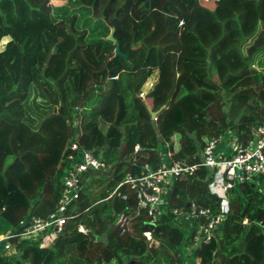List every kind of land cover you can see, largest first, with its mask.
<instances>
[{
	"label": "trees",
	"instance_id": "16d2710c",
	"mask_svg": "<svg viewBox=\"0 0 264 264\" xmlns=\"http://www.w3.org/2000/svg\"><path fill=\"white\" fill-rule=\"evenodd\" d=\"M51 1L0 0V217L21 232L22 221L53 213L76 144L108 169L82 176L84 190L49 245L14 239L17 253H0V264H184L179 247L193 246L195 230L183 232L172 209L220 210L207 169L174 183L157 226L138 216L128 187L112 195L145 164L160 168L166 152L196 164L206 140L230 129L245 144L253 139L264 121V0H77L82 25L102 20L109 35L113 23L129 59L115 55L104 26L88 37L77 14L64 7L59 16ZM34 88L58 108L37 129L27 110ZM229 201L230 214L194 264H264V192L247 183Z\"/></svg>",
	"mask_w": 264,
	"mask_h": 264
},
{
	"label": "built area",
	"instance_id": "2783aa9c",
	"mask_svg": "<svg viewBox=\"0 0 264 264\" xmlns=\"http://www.w3.org/2000/svg\"><path fill=\"white\" fill-rule=\"evenodd\" d=\"M233 134L234 132L229 136L226 133L208 140L209 144L204 148L200 161L196 164L171 161L166 152L160 168L153 170L149 164H145L140 176L128 175L112 196L122 187H128L137 202L138 216L146 215L150 224L157 226L162 215L168 213L167 197L172 185L182 179L193 178L202 169H207L213 179L208 185L209 192L222 201L218 214H213L214 210L211 208L193 203L186 208H173L172 215L176 220L180 219L181 224L176 225L181 230H192L194 227V240L198 247L202 245L198 243L200 240L210 242L215 237V231L231 212L229 192L233 188L249 183L264 192V187H261V184H264V121L256 127L254 137L248 144L234 137ZM77 146L78 144L74 146V151L80 153L68 158L63 180L64 191L56 210L45 218L22 221L19 227L23 229L21 232L16 229L4 235L0 239L4 254L17 253L14 239H18L21 243L38 241L39 238L52 232L61 234L69 221L67 216L69 208L80 198L84 190L81 185L82 176L90 170L108 169V164L99 160L92 152L77 149ZM140 149V146H137L136 152ZM122 199L128 201L129 196L123 195ZM119 221L124 224L127 218L123 216ZM244 223L247 225L248 221ZM79 231L87 232L82 225L79 226ZM145 235L152 239L151 233Z\"/></svg>",
	"mask_w": 264,
	"mask_h": 264
},
{
	"label": "rangeland",
	"instance_id": "374dc122",
	"mask_svg": "<svg viewBox=\"0 0 264 264\" xmlns=\"http://www.w3.org/2000/svg\"><path fill=\"white\" fill-rule=\"evenodd\" d=\"M54 1V2H53ZM61 1L62 4L58 5V7H56L57 9H59V16L61 15V9H64V7H66V9L70 10L68 11L70 14H73L72 16H74L75 14H77V17H78V22H77V28L79 31H86L87 32V35L88 37L90 36H98L100 35V32H101V29H104L103 27H99V26H104L105 27V36H103L104 40H108V37L110 36V33L108 35V28L104 25L103 21H95L92 17L89 19V22H85L84 25H82V18L84 17V14L82 12L79 11L78 8L79 5H78V2L77 0H52L51 1V5L53 6V8L55 6H57L58 2ZM210 7H212L211 5H208ZM77 9V10H74V9ZM89 15V14H87ZM59 16H57L55 14V20L56 18H58ZM97 26V27H96ZM94 27H96V29H94ZM102 38V37H101ZM4 43L1 45L3 46ZM157 73L149 80V82L145 85L144 89H143V94L146 95L150 89L153 88L156 80H157ZM214 79L215 80H218L217 76L214 75ZM66 89V88H65ZM40 91H36V89L34 88L32 90V94H31V97H30V100H29V103L27 104V110H28V114H29V117L31 118V120H34V123H32V125H34V128L37 129L39 127V124L41 122V119L46 117L48 114L52 113V112H55L58 110L57 107H54L51 102L49 101V99H47V97H44L43 94L39 93ZM71 95V94H70ZM68 97V95H67ZM144 97V96H142ZM55 98V96L53 97V99ZM224 101V100H223ZM221 102V104H223L224 102ZM229 107H230V104L228 103L226 105V107L223 109L224 111L226 112H229ZM238 119H236L234 122L235 123H238ZM232 132H234L233 129H230L229 131H227L228 135L230 136L232 134ZM209 144V141L206 140V144H205V147L206 145ZM183 180V179H182ZM262 185V184H261ZM173 186V185H172ZM167 199L169 200V197H167ZM219 212V211H218ZM218 212H215L213 211V214H218ZM160 221V220H159ZM177 225L181 224V221L180 219L176 220V223ZM10 231H12L11 229L9 230L8 227L6 226V224L3 222V220L1 219L0 217V234H9ZM183 232L186 233V231L182 230ZM53 233V236L54 235H57L55 232H52ZM52 235V234H51ZM50 235V236H51ZM50 239H48V242L47 244H49L51 241H52V237ZM147 238V241L149 242V245L150 247L153 245L154 247L157 245V243L155 242V240L153 239H150L148 237ZM212 241V240H211ZM210 242H206L204 240H200L198 243L199 245L201 244H210ZM185 243V242H184ZM195 240H194V244L193 246H185V244H183L182 246H180V252L182 254V256L184 255V259H186V264H194L195 260H194V253L196 251V249L198 248V245L195 244ZM11 255V254H9Z\"/></svg>",
	"mask_w": 264,
	"mask_h": 264
},
{
	"label": "water",
	"instance_id": "95a60500",
	"mask_svg": "<svg viewBox=\"0 0 264 264\" xmlns=\"http://www.w3.org/2000/svg\"><path fill=\"white\" fill-rule=\"evenodd\" d=\"M108 26L111 28V33H110V36L108 37V40L115 46V55L116 56H122L126 59H129V51H128V46H126V51L125 52H122L121 50V45L120 43L118 42V40L115 38V27H114V24L113 23H110L108 22L107 23ZM151 115H152V118L153 119H156L157 118V115L158 113H155L151 110H149ZM75 142L73 141L72 144H74ZM67 154H69V150L67 151Z\"/></svg>",
	"mask_w": 264,
	"mask_h": 264
},
{
	"label": "crops",
	"instance_id": "0c3cea01",
	"mask_svg": "<svg viewBox=\"0 0 264 264\" xmlns=\"http://www.w3.org/2000/svg\"><path fill=\"white\" fill-rule=\"evenodd\" d=\"M54 2V1H53ZM60 4H62V2L61 1H59L58 2V4H57V6H55L54 8H56V7H58V5H60ZM62 12L63 11H61V14H62ZM5 42V43H4ZM3 43H4V45L6 44V41H4ZM2 43V44H3ZM157 79H158V76H157ZM149 82V81H148ZM156 82H157V80H156ZM155 82V83H156ZM261 187H264V184H262L261 185ZM12 231H15L16 229H11ZM47 235H49V234H47ZM47 235H44L43 237H41V238H39L40 240L42 239L43 241H44V245L46 244V245H49V244H47V242H48V238L46 239V236ZM51 235V234H50ZM4 236V234H2L1 236H0V239L2 238ZM51 236H53V234L51 235ZM56 236V235H55ZM0 253H3V247H2V245L0 244ZM5 254H7V253H5Z\"/></svg>",
	"mask_w": 264,
	"mask_h": 264
}]
</instances>
